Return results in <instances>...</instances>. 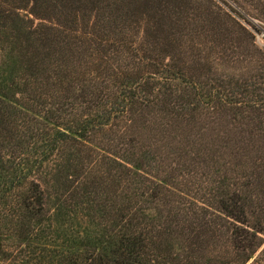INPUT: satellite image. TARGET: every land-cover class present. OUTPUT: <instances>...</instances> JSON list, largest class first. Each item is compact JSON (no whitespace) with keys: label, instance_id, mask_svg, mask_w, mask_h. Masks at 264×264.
<instances>
[{"label":"trees","instance_id":"1","mask_svg":"<svg viewBox=\"0 0 264 264\" xmlns=\"http://www.w3.org/2000/svg\"><path fill=\"white\" fill-rule=\"evenodd\" d=\"M169 1L173 7L169 13H161L166 10L165 5L158 2L160 5L154 7V20L148 24L139 20L136 29L121 32L116 42L125 52V58L111 68L114 48L111 43L110 47H104V42L110 40L102 39L97 31H83L78 19L72 18V27L46 20L49 25L40 23L45 33L40 28L26 26L17 5L13 7L8 1H0V15L14 24L13 28L0 31V42L7 43L5 48H0V233L4 230L10 239L36 243H50L56 234V241L60 240L65 247L101 248L110 244L115 253L155 264H264V223L256 221L251 225L240 192L226 200L220 199V208L214 209L211 205H199L194 198H186L187 202L174 205V214L168 216L173 217L169 224L165 219L160 221L161 214L151 216L138 211L141 202L136 196L142 192L141 198L152 197L150 201L157 204L155 210L160 212L163 193L172 190L163 176L178 165L177 161L186 162V158L172 148V140L160 144L159 149L137 154L134 151L138 142L132 139L129 147L135 150L129 154L124 149L121 155H125L117 161L113 155L106 156L105 149L94 143L105 134L120 136L122 142L131 133L130 129L136 128V121L145 116L144 108L149 106L151 113L156 112L154 116L161 118L163 126L168 128L163 132H169L173 138L170 130L178 129L184 134L202 118L221 116L224 108L232 111L235 110L232 107L240 108L247 115L245 119L251 114L253 130L258 118L264 116V78L254 77L252 83L237 80L242 82L243 91L251 95L250 100L233 101V89L229 87L232 83L226 86L223 78L216 79L212 76L214 67L200 59L199 51L207 53L208 48L201 45L207 36L203 31L181 33L180 22L175 25L171 18L181 15L185 4L182 5L181 0ZM241 1L254 6L255 10L260 7V12L264 10L263 0ZM55 7L60 8L57 3ZM210 10L211 17L223 21L224 26L232 22L244 31L226 12L215 7ZM259 14L264 17V12H258L254 18ZM23 15L28 18L27 14ZM195 20L203 27L206 24L203 15ZM39 22L43 20L39 18ZM188 23L185 16L182 24ZM164 30L168 32L165 34ZM48 33L53 37L52 42L55 40L57 45L58 41L56 60L41 53L44 44L50 42ZM62 43L65 45L60 47ZM88 44L93 47L84 52ZM147 52H152V56L147 57ZM85 53L87 58L82 61L81 55ZM215 82L218 85L215 86ZM179 137L184 139L177 135V143ZM72 146L88 148L117 162L122 198L119 196L117 202L111 198L110 187H115L112 179L106 186L100 177H91L90 169L84 173L81 169V175L73 181L74 193L68 198L58 193L64 199L63 204L56 206V216L48 212L45 185L55 177L60 179L65 151ZM260 152L262 154V150ZM168 160L171 163L165 165ZM72 177L65 179L72 180L75 176ZM98 178L99 182L95 181ZM141 179L146 185L139 187ZM249 184L248 180L244 186L253 191L254 187ZM261 204L258 202V207ZM92 207H99L93 212L102 222L104 236L101 239L80 237L72 226L64 223L65 218L71 220L78 214L89 219ZM208 211L234 224L223 228L207 219ZM197 217L198 222L189 228L191 218ZM175 227L182 236L175 243L178 249L170 246L171 241L165 238L169 231L177 230ZM94 263L93 255L82 251L27 242H0V264ZM97 264L139 263L100 256Z\"/></svg>","mask_w":264,"mask_h":264},{"label":"rangeland","instance_id":"2","mask_svg":"<svg viewBox=\"0 0 264 264\" xmlns=\"http://www.w3.org/2000/svg\"><path fill=\"white\" fill-rule=\"evenodd\" d=\"M0 1H4L5 3L8 1L13 7L17 5V8L21 9L20 15L23 17L25 25L32 26V28H40V23L49 25L46 23V20L56 21V24H62L65 27H72V18L78 19L80 23L79 27L83 31H85L84 29L97 31L102 39L110 40L104 42L105 48L110 47V43L111 47L114 48L110 58V63L112 64L110 68L113 65L116 66V63L120 64V61L125 58V52L121 51V45H118L116 42L117 37L122 34V31L126 29V32H128L132 28L136 29L139 20H145L147 24L150 23L155 18L154 7L157 5H165L163 9L166 10H163L161 13H169V9H173L170 4L172 2L169 0ZM181 1L180 3L182 5L185 4L184 8H182L183 12L177 18L173 16L171 20L175 22V25L180 22L181 25L178 29H181V33L184 30L188 34L192 31H197L198 33L199 31L204 32L207 38L201 45L203 44L208 49L207 53L198 52L202 54L200 59L209 62L214 67L212 76H215L216 79L223 78L226 86L228 82L232 83L229 87L233 89L234 97L231 96L233 101L240 100L244 102V99L250 100L251 93L249 91L247 93L243 91L242 82L237 80H246L247 83V80H250L252 83L254 77L257 78L260 76L261 79L264 78V17L259 14L254 18V15H257L258 12L263 14L264 10L260 12V7L255 10L254 6H248L247 3L241 0H236V2L232 0H191L188 4L185 3L187 0ZM56 3L60 8L55 7ZM11 5L9 7H12ZM70 5L71 8L68 9ZM6 7L8 8V6ZM211 7L226 12L244 28V31H241L232 22H228L224 26L223 21L218 22L217 19H213L211 17ZM122 10L124 12H121ZM23 14H27L28 18H25ZM33 15H35L37 20H35ZM201 15L206 20L204 27L198 20H195ZM185 16L189 22L187 25L182 24ZM114 17L117 18L114 20ZM39 18L43 22H39ZM10 27H14L13 22L0 15V31L9 30ZM40 29H42V32L47 33L43 28ZM118 31L119 33H117ZM163 33H165V30ZM52 39L53 37L50 34V42L49 44H44L41 53L50 55L51 59L56 60V46H58V41L56 45V41L53 40L52 42ZM64 45L65 43H62L60 47ZM6 46L7 43L0 42V48H5ZM91 47L93 45H85L83 51L85 52ZM145 55L151 57L152 52H147ZM85 57L86 53L81 55L82 61ZM190 58L193 59V56L191 55ZM182 59L184 60L185 56ZM200 72L203 73L204 71L200 70ZM216 85H218V82H215ZM228 91L230 93L232 92L230 90ZM235 93H238L239 96ZM144 109L148 113L146 112L142 119L136 121V128L130 129L131 133L125 137L126 139H122V142L119 139L121 138L120 136L117 137L112 134H105L94 140L97 147L103 150L105 149L106 156L113 155L112 158L116 161L125 155H121L124 149L129 154L135 150L129 147L132 139L138 142L134 153L139 154L142 152L146 154L148 149H159L160 144L172 140L171 142L174 143L172 148L186 158V162L177 161L178 165L171 167L167 175L163 176L167 178L168 184L171 187L170 189L172 190L170 193H163L161 199L164 202L159 206L160 212L159 210H155L158 209L157 204L150 201L152 197L141 198V190H139L141 193H138L136 196V199L141 202L138 211H145L151 216L161 214L160 221L165 219V223L169 224L170 219L173 217L168 216L174 214V205L178 206V203L187 202L186 198H194L198 201L199 205H211L213 207L212 209H214L220 208V199L224 198L226 200L227 198H231L236 192H240L242 203L247 207V217L251 225H254L256 221L264 223V116L258 118V123L255 126V130H253L254 123L250 122L252 120L249 118L251 114L245 119L247 115L242 110H239L240 108L236 109V107H232L231 109H235L234 111L224 108L225 110L220 114L221 116L216 118L208 117L205 120L202 118L200 123L193 125L184 134L179 132L178 129L170 130L174 136L173 138L170 137L169 132H163L165 128L168 131V128L163 126L161 118L154 116L156 112L151 113V106ZM177 135L184 138H177L179 143L175 141ZM261 150L262 154L260 152ZM65 156L64 170H60V179L56 180L55 177L53 180H48V183L45 185L46 205L49 213L56 216V206L61 207L60 205L64 202V199L60 198L62 196L58 193L62 192L61 194L68 198V196L74 193V189L76 188L73 181L81 175V171L84 173L88 169H90L91 177H100L102 183L106 182V186L109 184L108 180L112 179L115 187H110L112 190L111 198L116 202L117 199L119 200V196H122L120 195L122 193L121 188L119 189L121 171L119 165L116 164L117 162L109 160L107 157L104 158L90 150L88 151V148L83 149L82 147L76 146L68 148L65 151ZM168 163H171V161L168 160L165 165H169ZM69 175L75 177L67 181L66 179ZM244 177L247 180L242 181ZM248 180L250 181L249 185L254 187L253 191L250 190V187L248 189L247 186H244V183ZM95 181L99 182V178ZM141 181L139 184L136 182L138 186L140 185L139 187L146 185L143 179ZM248 191H250V194L247 193ZM251 193L256 195L257 203ZM104 199L105 196L101 200L103 201ZM258 202L262 203L260 207H258ZM98 209L99 207H92L91 211H89L93 218H91L90 214L89 219L78 214L77 218H70L71 220L65 218L64 223L67 226H72L73 231L80 237L85 238L89 236L91 238L97 237L101 239L104 236L103 228H101L102 226L100 227L102 222L98 219V214L95 215L93 212V210L96 211ZM206 216L208 220H214V222L223 228L231 227L234 224L233 221L225 217L221 216L222 218H219L220 216L215 212L210 214L208 211ZM199 219V217L195 219L191 218L192 222H190L188 227L191 228L190 226H193ZM54 221L56 225V220ZM175 228L177 230H173L172 232L168 230V236H165V238L167 241H171L170 246L173 245L175 249H178L175 243H177L176 241H180L182 236L180 235L181 231L178 227ZM54 235L55 238L50 243H36L10 239L3 230L0 233V242H27L33 245L39 244L60 250L68 248L82 251L93 255L95 260L94 264H97L100 256L125 258L139 264H155L136 258L135 256L115 253L110 248V244L101 248L65 247V245L61 244L60 240L56 241V234ZM220 241H223V238Z\"/></svg>","mask_w":264,"mask_h":264}]
</instances>
